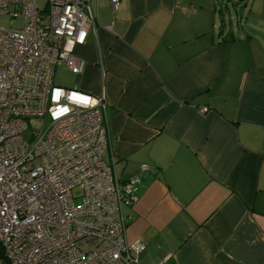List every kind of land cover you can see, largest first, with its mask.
I'll use <instances>...</instances> for the list:
<instances>
[{
    "label": "crops",
    "instance_id": "1",
    "mask_svg": "<svg viewBox=\"0 0 264 264\" xmlns=\"http://www.w3.org/2000/svg\"><path fill=\"white\" fill-rule=\"evenodd\" d=\"M91 8L73 88L106 98L116 175L148 166L123 210L132 264H264V0Z\"/></svg>",
    "mask_w": 264,
    "mask_h": 264
},
{
    "label": "built area",
    "instance_id": "2",
    "mask_svg": "<svg viewBox=\"0 0 264 264\" xmlns=\"http://www.w3.org/2000/svg\"><path fill=\"white\" fill-rule=\"evenodd\" d=\"M93 1L0 0V18H22L19 28L0 24L2 264H132L144 249L126 241L123 210L148 166L121 180L103 156L105 96L53 81L56 66L84 70L74 49L94 29Z\"/></svg>",
    "mask_w": 264,
    "mask_h": 264
},
{
    "label": "rangeland",
    "instance_id": "3",
    "mask_svg": "<svg viewBox=\"0 0 264 264\" xmlns=\"http://www.w3.org/2000/svg\"><path fill=\"white\" fill-rule=\"evenodd\" d=\"M39 6L42 5L41 1H38ZM0 24L5 27H12V28H19L22 25V18L19 16L10 22V18L7 16H3L0 18ZM74 75L71 74L69 71H67L63 66H56L54 75H53V81L57 85H61L68 88H73L75 86V79ZM78 189H74V193ZM0 264L1 261H0Z\"/></svg>",
    "mask_w": 264,
    "mask_h": 264
},
{
    "label": "clouds",
    "instance_id": "4",
    "mask_svg": "<svg viewBox=\"0 0 264 264\" xmlns=\"http://www.w3.org/2000/svg\"><path fill=\"white\" fill-rule=\"evenodd\" d=\"M84 99V103L87 104L88 103V98H83Z\"/></svg>",
    "mask_w": 264,
    "mask_h": 264
}]
</instances>
